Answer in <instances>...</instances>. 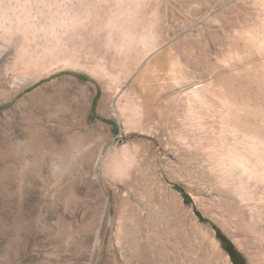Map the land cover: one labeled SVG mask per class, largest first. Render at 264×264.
Instances as JSON below:
<instances>
[{
    "label": "bare ground",
    "instance_id": "6f19581e",
    "mask_svg": "<svg viewBox=\"0 0 264 264\" xmlns=\"http://www.w3.org/2000/svg\"><path fill=\"white\" fill-rule=\"evenodd\" d=\"M60 2L44 11L43 0H0V55L14 49L17 65L4 77L8 98L67 67L87 72L102 87L99 115L121 129L97 170L116 193L154 199L155 264H200L205 250L232 264L212 224L264 264V0ZM101 132L89 159L110 135ZM117 212L121 251L148 228Z\"/></svg>",
    "mask_w": 264,
    "mask_h": 264
},
{
    "label": "rangeland",
    "instance_id": "374dc122",
    "mask_svg": "<svg viewBox=\"0 0 264 264\" xmlns=\"http://www.w3.org/2000/svg\"><path fill=\"white\" fill-rule=\"evenodd\" d=\"M47 1L38 7L45 11ZM60 1L53 0V6H60ZM94 2L79 0L77 8ZM14 58L12 48L0 55V264H155L154 199L146 203L136 192L116 193L96 167L104 148L116 143L121 130L114 117L99 115L101 84L87 72L67 67L18 86L20 90L8 98L11 82L4 77L17 66ZM99 129L110 130V138L89 159ZM134 138L130 133L128 139ZM145 149L153 151L154 160V141ZM175 188L190 206L191 195L181 185ZM126 199L128 206L123 207ZM120 207L125 219L138 213L148 228V236L142 230L139 242L130 243L123 252L112 237ZM195 211L206 226L208 221L196 206ZM212 225L220 250L232 264L229 244L241 256L239 262L250 264L234 241ZM206 251L200 264H215Z\"/></svg>",
    "mask_w": 264,
    "mask_h": 264
},
{
    "label": "trees",
    "instance_id": "16d2710c",
    "mask_svg": "<svg viewBox=\"0 0 264 264\" xmlns=\"http://www.w3.org/2000/svg\"><path fill=\"white\" fill-rule=\"evenodd\" d=\"M228 252H229L234 264H245V262H243L244 261L243 259L241 260L242 262H239L238 256L239 257H241V256L237 253V251L230 244L228 246Z\"/></svg>",
    "mask_w": 264,
    "mask_h": 264
}]
</instances>
